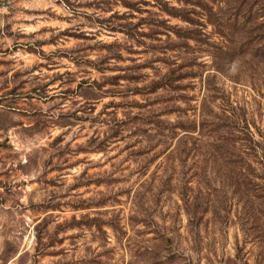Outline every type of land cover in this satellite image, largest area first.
Wrapping results in <instances>:
<instances>
[{
	"label": "rangeland",
	"instance_id": "rangeland-1",
	"mask_svg": "<svg viewBox=\"0 0 264 264\" xmlns=\"http://www.w3.org/2000/svg\"><path fill=\"white\" fill-rule=\"evenodd\" d=\"M0 264H264V0H0Z\"/></svg>",
	"mask_w": 264,
	"mask_h": 264
}]
</instances>
